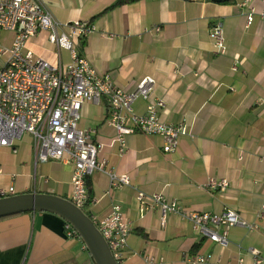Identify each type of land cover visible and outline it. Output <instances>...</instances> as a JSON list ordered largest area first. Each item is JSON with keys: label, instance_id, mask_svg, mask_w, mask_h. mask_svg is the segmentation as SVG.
<instances>
[{"label": "crops", "instance_id": "crops-1", "mask_svg": "<svg viewBox=\"0 0 264 264\" xmlns=\"http://www.w3.org/2000/svg\"><path fill=\"white\" fill-rule=\"evenodd\" d=\"M44 0L61 24L90 22L95 30L80 44L91 68L110 74L127 92L145 76L155 80L153 99H162L160 118L168 124L185 122L192 136H182L171 153L162 150L159 135L132 133L119 155L110 145L116 135L107 124L108 103H83L79 127L96 130L95 141L105 146L101 157L130 184L112 188L109 176L96 170L90 177L94 221L118 205L130 224L127 247L119 264H190L186 255L212 253L224 262L264 264V0ZM113 6V7H112ZM253 12L251 24L247 15ZM223 26L226 53L214 51L210 29ZM160 27L159 32L153 28ZM12 32L1 42L10 45ZM37 56L67 63L69 52L40 31L27 42ZM237 69H233L234 65ZM148 101L133 108L147 112ZM12 148L0 147V190L3 196L46 193L71 198L74 166L61 160L36 161L31 135ZM210 178L227 180L224 190L207 188ZM13 187L12 192L8 188ZM142 191L144 203L136 198ZM154 194L176 202L182 211L220 214L226 208L257 225L234 226L229 246L203 237L178 213L161 218ZM1 197V195H0ZM65 220L46 211L20 213L0 219V264H94L81 239L68 236ZM260 252L262 261L246 252Z\"/></svg>", "mask_w": 264, "mask_h": 264}, {"label": "built area", "instance_id": "built-area-1", "mask_svg": "<svg viewBox=\"0 0 264 264\" xmlns=\"http://www.w3.org/2000/svg\"><path fill=\"white\" fill-rule=\"evenodd\" d=\"M264 21V11L260 12ZM253 12L247 15L251 24ZM61 24L57 22L44 0H0V147L12 148L16 152L15 142L24 134L33 140L36 161L61 160L74 166L71 184V198L77 206L86 210L90 203V194L86 180L96 170L105 172L111 187L130 184L129 176L118 175L101 157L104 144L95 141L96 130L81 129L79 120L83 103L99 102L105 98L108 103L107 124L114 127L116 135L110 145H115L118 154L126 151V137L132 133L159 135L163 140L162 150L171 153L176 150L182 136H192L185 122L173 125L164 122L158 113L164 107L162 99H153L155 80L145 76L136 88L127 92L119 87L110 74H99L93 70L83 55L81 42L95 30L90 22L76 21L64 24L67 32H59ZM40 31L48 32V40L69 52L67 63H52L37 56L27 47L28 40ZM159 32L160 27L153 28ZM3 32H12L14 38L10 45L1 42ZM214 51L226 53V44L221 23L215 24L209 31ZM237 69V65L233 66ZM147 100V112L138 114L133 104L137 99ZM227 180L210 178L207 188L224 190ZM13 187L8 188L12 192ZM6 192L0 190L3 196ZM139 202L146 198L142 191L136 196ZM152 200L159 206L161 218L169 213H178L188 219L193 228L203 237L209 238L222 249L229 246V230L234 226L257 229L256 224L247 222L232 209L226 208L220 214L210 212L182 211L174 201H167L161 194H154ZM107 241L114 258L119 262L127 247L130 224L120 206H113L105 218L94 221ZM65 233L80 239L77 231L68 222H64ZM257 263L260 252L247 248ZM190 264H243L239 256L235 263L224 262L212 253L186 255ZM145 264H157L155 258L146 256Z\"/></svg>", "mask_w": 264, "mask_h": 264}, {"label": "water", "instance_id": "water-1", "mask_svg": "<svg viewBox=\"0 0 264 264\" xmlns=\"http://www.w3.org/2000/svg\"><path fill=\"white\" fill-rule=\"evenodd\" d=\"M37 211L54 213L70 223L77 231L94 264H119L91 216L69 198L46 193L0 197V219Z\"/></svg>", "mask_w": 264, "mask_h": 264}, {"label": "trees", "instance_id": "trees-1", "mask_svg": "<svg viewBox=\"0 0 264 264\" xmlns=\"http://www.w3.org/2000/svg\"><path fill=\"white\" fill-rule=\"evenodd\" d=\"M129 1H132V0H118L113 6L121 5V4L127 3ZM219 1L220 2H227L228 0H219ZM86 184H87L88 192L90 194V192H91V182H90V178H87ZM87 214H89V213H87Z\"/></svg>", "mask_w": 264, "mask_h": 264}, {"label": "rangeland", "instance_id": "rangeland-1", "mask_svg": "<svg viewBox=\"0 0 264 264\" xmlns=\"http://www.w3.org/2000/svg\"><path fill=\"white\" fill-rule=\"evenodd\" d=\"M2 65V59H0V66Z\"/></svg>", "mask_w": 264, "mask_h": 264}]
</instances>
